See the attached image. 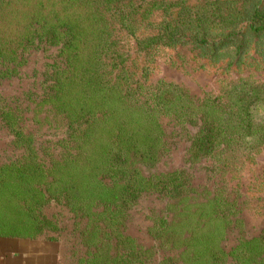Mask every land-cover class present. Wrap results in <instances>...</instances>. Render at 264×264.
<instances>
[{"label": "rangeland", "instance_id": "1", "mask_svg": "<svg viewBox=\"0 0 264 264\" xmlns=\"http://www.w3.org/2000/svg\"><path fill=\"white\" fill-rule=\"evenodd\" d=\"M256 7H264V0H0V29L14 32L13 40L32 29L26 22L37 12L69 20L81 29L99 28L106 51L118 50L121 55L107 62L119 60L123 64L121 76L130 85L128 91L139 97L145 108L149 106L151 115L130 111L119 103L115 106L117 118L136 117L134 121L144 131L156 130L161 135L166 149L146 172L166 173L186 167L191 173L192 195L208 185L236 206L232 216L236 224L216 240V246L226 252L215 260L221 259L217 264H264V242L244 241L264 234V32L251 29L248 18ZM51 55L50 49L26 52L19 72L0 79V105L15 104L17 120H12L18 125L10 129L0 120V237H40L55 244L59 264H76L81 255L75 248L82 222L74 221L75 213L65 200L49 195L43 198L40 192L63 188L70 181L74 182L69 188L72 194L90 187L81 178L72 177L76 161L69 158L56 165L54 182H48L43 172L19 174L26 170L29 158L24 157L26 153L16 146L12 135L22 129L20 133L31 134L35 142L59 144V125L53 113L24 95L35 88ZM180 110L209 112L224 129L225 139L206 158L187 159L190 140L185 126L189 132L194 128L189 122L173 120L172 114ZM84 159L79 157L78 162L87 171L90 162ZM165 204L157 192H150L130 210L126 230L155 249L154 259L145 264L172 252L159 248L147 229L151 208L165 214ZM238 212L242 219H235ZM40 217L41 227L35 229ZM18 223H23V231H6Z\"/></svg>", "mask_w": 264, "mask_h": 264}, {"label": "trees", "instance_id": "2", "mask_svg": "<svg viewBox=\"0 0 264 264\" xmlns=\"http://www.w3.org/2000/svg\"><path fill=\"white\" fill-rule=\"evenodd\" d=\"M263 8L252 9L248 17L249 27L257 32H264ZM33 13L26 22L32 29H26L18 39H12L14 32L0 29V79L19 72L26 52L50 49L51 61L44 63L35 88L26 90L24 95L35 98V105L42 106L45 112L53 113L59 125V144L35 142L31 134H21L22 129L12 135L16 146L26 153L24 157L29 158L26 170L18 171L19 174L43 172L47 173L48 182H54L56 165L69 158L76 161L72 177L81 178L90 187H77L80 194H72L69 188L74 182L70 181L63 188H53L46 194L40 192L43 198L49 195L55 200H65L75 213L74 221L82 222L75 248L81 255L76 264H145L154 259V247L137 241L126 230L130 210L150 192H157L166 201V213H157L152 207L147 229L159 248L172 251L151 264H178L179 257L183 258L180 264H217L221 259L215 260L226 252L216 246V240L220 233L227 232V227L236 224L232 219L236 206L227 197L212 192L208 185L202 187L201 193L192 195L191 173L186 167L166 173L146 172L145 168L162 158L166 149L161 135L156 130L144 131L134 121L136 117L117 118L115 106L119 103L127 105L130 111H150L149 106L145 108L139 97L128 91L130 85L121 76L125 71L123 64L119 60L107 62L121 54L117 49L106 51L100 42L99 28L85 30L69 20ZM15 107V104L0 105V120L10 129L18 126L14 121L17 120ZM47 113L45 117L51 121ZM172 117L174 121L178 118L193 125L191 132L185 126L190 140L187 158L190 161L206 158L225 139L224 129L209 112L190 114L180 110ZM154 122L160 126L157 120ZM82 156L90 162L87 171L78 162ZM0 171H3L1 167ZM200 194H203L201 198ZM236 218L242 219L240 212ZM40 221L41 217L35 229L41 227ZM23 226L18 223L6 231L18 234ZM6 231L2 232L6 234ZM255 240L264 242V234L244 239Z\"/></svg>", "mask_w": 264, "mask_h": 264}, {"label": "crops", "instance_id": "3", "mask_svg": "<svg viewBox=\"0 0 264 264\" xmlns=\"http://www.w3.org/2000/svg\"><path fill=\"white\" fill-rule=\"evenodd\" d=\"M55 244L40 237H0V264H59Z\"/></svg>", "mask_w": 264, "mask_h": 264}]
</instances>
